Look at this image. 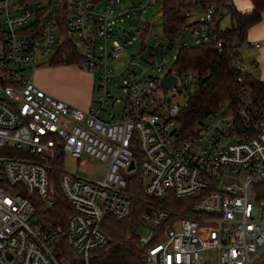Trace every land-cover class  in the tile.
<instances>
[{"label": "built area", "instance_id": "obj_1", "mask_svg": "<svg viewBox=\"0 0 264 264\" xmlns=\"http://www.w3.org/2000/svg\"><path fill=\"white\" fill-rule=\"evenodd\" d=\"M151 1L125 8L124 0H0V147L38 156L0 154L7 183L0 181V264H72L56 252L61 235L83 264H92L91 253L110 242L101 228L105 214L128 213L133 197L128 177L135 173L151 206L138 218L149 229L138 234L143 264H264V97L245 85L234 104H220L182 138L178 116L208 73H180L173 64L182 47L213 43L221 54L226 41L219 17L207 8L198 24L171 38L155 35L121 64L149 26L131 19ZM191 14V7L184 10ZM249 46L261 43L251 40ZM46 57L95 71L98 105L73 106L25 75ZM232 63L240 83L258 72V62L246 64L238 48ZM169 74L177 81L165 92ZM110 83L124 96L114 95ZM160 91L182 94L184 106L161 101ZM66 155L80 163L84 156L105 162L103 179L66 171ZM56 157L61 165L53 162ZM53 168L61 172L73 209L65 228L33 222L55 203ZM170 192L193 201L187 209L175 208L163 202ZM206 250L215 251L213 259H204Z\"/></svg>", "mask_w": 264, "mask_h": 264}, {"label": "trees", "instance_id": "obj_2", "mask_svg": "<svg viewBox=\"0 0 264 264\" xmlns=\"http://www.w3.org/2000/svg\"><path fill=\"white\" fill-rule=\"evenodd\" d=\"M204 4L206 0H199ZM218 4L225 3L226 0H216ZM231 1V0H228ZM253 8L250 12H242L234 3L229 5L231 15V25L223 28L221 37L226 41L221 54L215 51L213 43H203L182 47L173 69L177 72L197 70L200 73H208L196 88L192 97L181 109L178 120L180 122V135L185 138L193 133L196 124L201 121L211 110L222 103L234 104L237 101L239 91L245 85L251 88L254 95L264 97V79L256 75H245L244 82L240 83L235 79V68L233 59L236 41H243L248 29L260 22L264 11V0H251ZM162 25L163 34L167 38L175 36L178 31L196 25L190 22L188 16L184 15V10L196 4L195 0H162ZM218 10L215 11L216 15ZM67 51L63 48L61 53ZM76 62H82L80 55H73ZM54 163L61 165V158L56 157ZM60 170L50 169L52 195L54 205L44 208L39 213V218L48 222L53 227L65 228L67 220L72 213V205L65 196L59 177ZM0 181L7 185L3 172H0ZM128 190L133 195L128 213L122 217L106 213L101 225L102 230L109 236L110 242L91 253L92 264H143V249L138 241V218L142 212L151 209L147 197L144 193L143 182L138 173L128 177ZM170 200L163 202L178 208L187 209L188 203L193 198H175L169 194ZM264 198V191L260 195ZM41 199L37 207H41ZM182 203H185L182 204ZM57 254L64 260L72 264H83L81 257L73 250L66 235L57 237Z\"/></svg>", "mask_w": 264, "mask_h": 264}, {"label": "rangeland", "instance_id": "obj_3", "mask_svg": "<svg viewBox=\"0 0 264 264\" xmlns=\"http://www.w3.org/2000/svg\"><path fill=\"white\" fill-rule=\"evenodd\" d=\"M146 0H124L123 7L128 8L131 7L134 3L138 4L141 2H145ZM162 0H152L151 6L145 13H139L138 15L132 17L131 21L135 19H142L149 22L148 29H145L144 37L138 38L134 42L133 45L129 46L123 56V61L121 64L125 63L132 54L138 55L141 52L142 45H148L155 35L165 37L163 34V25H162V16H161V9H162ZM233 3V1L226 0L225 3L218 4L216 0H206L205 5L202 6L201 4L197 3L191 7V16L188 17L190 22H196L198 24V20L203 16V12L207 8H212L214 11L218 10L216 15L219 17L220 27L226 28L231 25V15L229 12V5ZM222 17L220 18V16ZM256 28H251L247 31L246 37L243 41H236L238 44L237 48L239 51V56L243 57L245 63H249L253 60L257 61V54L259 49L255 47L249 46L250 39H255V32ZM259 41L263 44V40L259 38ZM145 50V49H144ZM49 58L46 57L40 62L46 63H38L35 66V70L27 69L24 73L27 76L33 75V80H41L45 82H49L50 78L53 80V84L65 91V95L67 99H63L69 104L73 106L81 107L79 101H89V106L91 105H98L97 96H98V89H97V75L96 72L90 70L88 67H83L81 63H49ZM258 62V61H257ZM121 64H114L116 67H120ZM66 66H76L82 74L78 73H70L66 70ZM259 68V67H258ZM261 69V70H260ZM259 69V72L255 73L257 77L263 76V67ZM119 78V77H117ZM34 80V81H35ZM92 81V85L90 87V82ZM36 83V82H35ZM37 84V83H36ZM90 88V89H89ZM109 89L112 91L114 95H122L116 88L109 84ZM157 98H160L161 101H165L168 104L170 103H177L181 107L184 106L185 100L182 94L177 92H168L165 93L164 91H160L157 94ZM62 99V98H61ZM79 103V104H78ZM84 108V107H81ZM116 108H120L118 105ZM86 109V108H84ZM134 151V158L136 160V164L140 160L139 155V144L137 142L131 145ZM0 154L1 155H26L30 158H38L37 155H28L24 152V150H19L16 148H1L0 147ZM83 161L80 163L79 160L72 158L71 156H65L63 162V168L66 171L77 173L79 176H82L86 179L92 181H98L103 179L106 170V163L100 160H93L88 156H84ZM137 167V166H136ZM136 170L132 171L135 172ZM43 220L39 217H35L33 220L34 223H40ZM137 233L139 235H147L149 233V229L143 225H138ZM214 250H206L204 252V259L211 260L214 258ZM260 258H264V253L260 256Z\"/></svg>", "mask_w": 264, "mask_h": 264}, {"label": "crops", "instance_id": "obj_4", "mask_svg": "<svg viewBox=\"0 0 264 264\" xmlns=\"http://www.w3.org/2000/svg\"><path fill=\"white\" fill-rule=\"evenodd\" d=\"M234 5L241 10L242 12H250L253 8V4L251 0H232ZM251 28H256L255 32V39H250L251 40H256L259 41V38H261L263 40V44L261 43V46L257 49H259V52L257 54V61H258V72L259 69L261 67H263V76L259 78L264 79V11L262 13V18L260 20V22L254 24L253 26H251L249 29ZM248 29V30H249ZM67 71H69L70 73H78V74H82V72L76 67V66H66L65 67ZM261 70V69H260ZM258 76V75H257ZM35 80V79H34ZM35 82L37 83V85L39 87H41L44 91H46L47 93L56 96L58 98H62V99H67L66 95H65V91L57 88L54 84H53V80L50 78L49 82H45V81H41V80H35ZM90 87L92 85V81L90 82ZM90 89V88H89ZM81 105V107H84L86 109H89L91 107H94L93 105L89 106V101H79ZM78 107V106H77ZM80 107V108H81ZM83 108V109H84Z\"/></svg>", "mask_w": 264, "mask_h": 264}, {"label": "water", "instance_id": "obj_5", "mask_svg": "<svg viewBox=\"0 0 264 264\" xmlns=\"http://www.w3.org/2000/svg\"><path fill=\"white\" fill-rule=\"evenodd\" d=\"M176 81H177V77H176V75H174V74H169V75H167V76L163 79V87H164V91L166 92V91L168 90L169 85L176 83ZM133 167H134V161H132L131 164H130V168H133ZM8 257L11 258L12 255L9 254Z\"/></svg>", "mask_w": 264, "mask_h": 264}]
</instances>
